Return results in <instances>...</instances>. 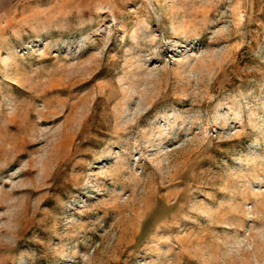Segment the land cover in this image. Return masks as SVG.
I'll return each instance as SVG.
<instances>
[{
	"label": "rangeland",
	"instance_id": "1",
	"mask_svg": "<svg viewBox=\"0 0 264 264\" xmlns=\"http://www.w3.org/2000/svg\"><path fill=\"white\" fill-rule=\"evenodd\" d=\"M0 264H264V0H0Z\"/></svg>",
	"mask_w": 264,
	"mask_h": 264
}]
</instances>
